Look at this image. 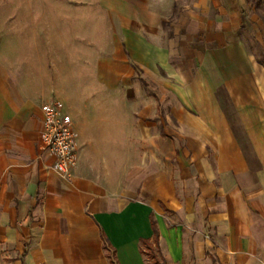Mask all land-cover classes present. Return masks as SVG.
Wrapping results in <instances>:
<instances>
[{
	"label": "crops",
	"instance_id": "crops-1",
	"mask_svg": "<svg viewBox=\"0 0 264 264\" xmlns=\"http://www.w3.org/2000/svg\"><path fill=\"white\" fill-rule=\"evenodd\" d=\"M10 1L0 8L16 7ZM244 4L256 9L250 0H104L114 50L86 72L74 63L65 70L60 59L90 57L93 34L82 35L87 52L80 54L74 33L47 46L34 38L22 45L7 33L0 44V264H110L105 237L118 264H148L141 239L155 245L152 219L166 264H264V65L237 33L201 49L197 66L173 63L187 9ZM213 25L223 37V22L219 32ZM48 57L56 58L54 69ZM163 72L175 81L161 82ZM136 81L173 94L154 95L141 109V119L158 116L161 105L167 112L161 131L140 132L138 164L121 163L112 186L88 171L82 150L71 175L60 176L42 142V105L60 99L73 113L59 96L64 87ZM82 126L77 120L78 135Z\"/></svg>",
	"mask_w": 264,
	"mask_h": 264
},
{
	"label": "rangeland",
	"instance_id": "rangeland-1",
	"mask_svg": "<svg viewBox=\"0 0 264 264\" xmlns=\"http://www.w3.org/2000/svg\"><path fill=\"white\" fill-rule=\"evenodd\" d=\"M112 1L120 2V0ZM10 2L13 4V0ZM103 2L104 0H15L16 7L0 8V44L6 45L8 32L17 35L22 45L34 38L37 39L38 44L42 43L45 46L51 44L48 39L52 40L62 37L63 34L74 33L79 38V53L84 54L87 51L83 44L87 42L82 35L90 33V35L93 34L95 43L94 50L90 48V57L77 55L73 62L60 59L63 61L61 66L66 70L74 63L72 66L81 72H86L88 68L91 69L94 66L98 70L99 65L114 50V42L111 40L113 24H109L110 18L103 9ZM174 11L169 21L164 23L166 29L171 26V22L180 10L176 7ZM237 18L240 20L239 29L234 23ZM259 20L262 21L263 28L259 23L253 25ZM222 22L223 37L217 39L213 23L218 24L217 32H219ZM183 30L178 33L179 39L176 41L177 47L181 49L173 58V63H177L179 69H183L187 63H191L193 67L197 66L201 49L206 46L212 47L218 44V41L228 42L227 37L236 33L248 49V53H253L256 61L264 65V39L259 37L260 33H264V4L256 9H251L248 4H244L237 10L193 5L192 8L187 9V19ZM171 35L175 38L173 32H169V36ZM92 53L94 55H91ZM48 61L51 69L57 66L56 58L48 57ZM163 74L161 82L175 81L169 78L167 72ZM82 78L89 79L87 74L81 75ZM95 80L97 81V78ZM136 82L128 86L122 85L120 88H104L96 82L95 85L87 83L88 87H64L59 90V96L62 99L67 98L69 105L74 109L73 113L64 110L71 115L74 125L76 126L77 120L84 124L81 135H78L75 127L77 141L81 136L77 145L76 165L84 158L88 171L112 186L118 183L120 175L124 172L120 169L121 163L125 161L130 166L137 165L140 161V154L137 151V148H141L142 142L140 132L142 130L161 131L163 127L160 116L166 115L167 107L161 105L158 108V116L141 119L140 111L147 106L146 101L152 99L154 95L166 101L173 95L167 85L161 96L159 94L161 89L156 84L149 82L148 86H139L138 81ZM57 100L65 108L64 101ZM82 150L86 154L81 158ZM131 170V168L128 169V171ZM4 251L6 250L3 249Z\"/></svg>",
	"mask_w": 264,
	"mask_h": 264
},
{
	"label": "built area",
	"instance_id": "built-area-1",
	"mask_svg": "<svg viewBox=\"0 0 264 264\" xmlns=\"http://www.w3.org/2000/svg\"><path fill=\"white\" fill-rule=\"evenodd\" d=\"M43 145L54 156V169L62 177H69L76 166L77 133L70 114L57 100L42 105Z\"/></svg>",
	"mask_w": 264,
	"mask_h": 264
},
{
	"label": "trees",
	"instance_id": "trees-1",
	"mask_svg": "<svg viewBox=\"0 0 264 264\" xmlns=\"http://www.w3.org/2000/svg\"><path fill=\"white\" fill-rule=\"evenodd\" d=\"M264 0H250V3L252 6L258 7L263 3ZM136 70H139L137 66H135ZM140 80L143 83H146V81L143 78H140ZM152 228L154 230V242L155 245H153L149 240L147 239H141V252L146 256L148 260V264H166L162 254L160 247L158 245V232L156 229V224L154 220L152 219ZM105 249H107V256L109 258L110 264H118V261L115 256L114 248L109 245L108 240L105 237Z\"/></svg>",
	"mask_w": 264,
	"mask_h": 264
}]
</instances>
